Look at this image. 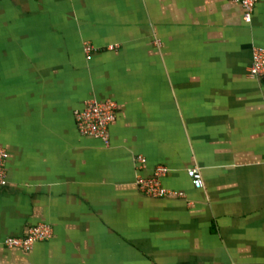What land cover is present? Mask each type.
<instances>
[{"label":"crops","instance_id":"0c3cea01","mask_svg":"<svg viewBox=\"0 0 264 264\" xmlns=\"http://www.w3.org/2000/svg\"><path fill=\"white\" fill-rule=\"evenodd\" d=\"M255 46L264 0L251 23L232 0H0V264H264ZM91 100L117 104L107 144L78 128ZM159 166L182 195L140 190Z\"/></svg>","mask_w":264,"mask_h":264},{"label":"built area","instance_id":"2783aa9c","mask_svg":"<svg viewBox=\"0 0 264 264\" xmlns=\"http://www.w3.org/2000/svg\"><path fill=\"white\" fill-rule=\"evenodd\" d=\"M241 4L243 8V18L245 22L251 23L253 12L258 0H232ZM94 48L90 43H86L84 51L88 59L91 58ZM252 64L249 68V76L252 78H260L264 76V47L255 46L252 50ZM117 104L112 100H91L86 106L75 113L78 128L82 134L91 135L103 140L106 144L109 141L110 125L115 120ZM8 152L0 148V185L6 183V172L4 168L5 160ZM138 161L142 164L145 159L138 156ZM166 172L164 166L156 168L153 177H144L138 175L136 184L140 190L153 197H165L169 195H182L179 192L169 190L162 186L161 176ZM193 184L200 188L204 185L202 174L198 169L192 168L188 170ZM52 227L50 225L39 223L29 228L24 236H7L3 240V244L8 248H20L29 251L38 241L47 240L52 236Z\"/></svg>","mask_w":264,"mask_h":264}]
</instances>
